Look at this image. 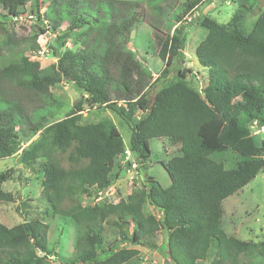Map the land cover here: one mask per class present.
Wrapping results in <instances>:
<instances>
[{
    "label": "trees",
    "instance_id": "trees-1",
    "mask_svg": "<svg viewBox=\"0 0 264 264\" xmlns=\"http://www.w3.org/2000/svg\"><path fill=\"white\" fill-rule=\"evenodd\" d=\"M28 1L0 0V9L10 2V15L22 16ZM46 1L42 14L39 0L30 4L35 25L46 27L48 22L54 32L67 24L51 40V59L44 66L31 60L26 51L35 50L36 35L27 38L15 29L5 48L15 53L18 40L29 39L26 46L8 60L1 58L0 48V100L7 103L0 107V159L20 153L21 162L37 163L44 175L40 199L53 215L77 226L71 255L54 252L60 264L131 263L139 250L124 246L155 249L161 230L172 264H198L209 251V264H254L255 258L264 257V239L245 241L220 227L222 201L264 173V139L256 144L249 126L255 122L264 130V9L249 29L243 18L252 4L241 1L227 23L204 14L198 27L205 35L194 47L203 72L180 66L174 77H169V67L178 59L185 63L182 28L170 22L166 29L171 32H163L152 25L163 33L156 35L155 52L164 63L153 79L129 46L132 28L145 15L143 3ZM180 1L145 0V4L156 18L163 5H169L171 21L181 20L205 0H183L179 15ZM0 17L10 16L0 13ZM67 40L72 46L65 45ZM62 82L80 88V98L64 117L44 122L57 102L52 88ZM155 84L149 99L147 90ZM84 105L114 111L130 130L127 146L109 119L86 121ZM30 132L39 136L22 148L20 137ZM154 138L180 142L179 153L162 162L170 181L165 188L145 173L142 164L151 153L148 141ZM125 150L142 164L145 181L117 202L86 203L109 187L115 159ZM228 150L236 156L232 167L211 157ZM12 175L13 168L0 173V202L14 201L13 193L1 186ZM147 206L156 213L145 210ZM106 228H111L112 239L107 240ZM47 229L37 219L12 226L0 222V264H49Z\"/></svg>",
    "mask_w": 264,
    "mask_h": 264
},
{
    "label": "rangeland",
    "instance_id": "rangeland-1",
    "mask_svg": "<svg viewBox=\"0 0 264 264\" xmlns=\"http://www.w3.org/2000/svg\"><path fill=\"white\" fill-rule=\"evenodd\" d=\"M143 3L144 16L135 24L130 33L129 46L137 52L138 57L146 63L153 79L156 77L164 66L156 54V35L162 37L163 33L155 30L158 27L163 32H171L172 29H166L170 22L181 27V37L184 40V49L182 50L185 63L180 64V60H175L173 65L169 67V77H174L177 67H190L193 73L201 72L202 67L197 63L194 57L195 44L205 35L203 29L198 27V23L202 16H211L219 23H227L238 8L241 1L248 6L252 4V9L245 12L243 25L249 29L259 12L264 9V0H205L199 4L194 10L183 14V0L176 5L177 14L181 15V20H171L169 17L173 15L169 5H163L161 14L158 18L151 12L145 4V0H135ZM33 0H29L25 9L27 13L22 16H12V4L10 2L3 3L0 9L1 14H8L9 19L3 20L0 17V48L3 59L8 60L12 55L26 46L18 40L15 44V53L11 54V50L5 48L8 34L14 29L21 36L36 35L35 50H27L26 54L31 60L38 61L42 66L51 59L50 44L55 35H60L66 28V22H63L54 32L46 27L38 28L34 22L35 13L30 11V4ZM39 13L42 14L47 4L46 0H39ZM162 4V3H161ZM156 10H153L155 12ZM244 12V9H243ZM151 23V24H150ZM38 24V23H36ZM167 24V25H166ZM35 25V26H34ZM66 46H72L70 41H66ZM203 72V71H202ZM192 86H195V80L189 78ZM158 87L155 84L147 90L148 98L151 99ZM52 93L57 102L45 116L44 122H50L64 117L66 111L71 108L80 98L81 89L75 84L62 82L52 88ZM4 100H0V107L6 106ZM83 115L86 121H98L100 119H109L118 129L124 144L127 146L130 130L126 123L112 110L105 107L88 108L84 105ZM252 137L256 144L264 139V130L258 127L255 122L249 124ZM38 133H28L20 137L21 147H25L38 138ZM148 147L151 151L150 156L142 164L146 167L145 173L154 178L156 183L162 188L170 184L169 177L162 165L171 155L179 153L180 142L170 139H150ZM226 152H214L213 160L222 161L226 167H232L235 164L236 156ZM135 155L124 154L119 155L115 159V164L111 172V183L109 187L98 193V197L86 199V203L96 202L98 200L108 202H117L121 198H125L130 193L135 184L145 181L142 170V164H137ZM8 168H13V175L10 179L1 184L2 189L10 191L14 195L12 202H0V222L7 226L15 225L23 219L41 220L48 225L47 241L50 253L48 255L49 264H60L59 256H70L73 251L74 240L77 233V226L72 220L62 219L57 215H53L49 206L44 200L40 199L41 179L44 176L40 171L37 163L27 165L20 161V153L13 156L0 159V173ZM222 217L220 222L221 229L228 235H233L245 241H259L264 239V173L259 172L253 179L242 187L238 192L225 198L222 203ZM148 212L156 213L152 207L147 206ZM111 228L105 229L107 240L112 239ZM155 249L146 246H137L126 244L124 247H135L139 250V255L128 264H172L168 258L166 249V233L164 230L159 231L154 240ZM120 246V244H118ZM102 250V247L99 248ZM210 251L204 260L198 264H209ZM254 264H264V257L255 258Z\"/></svg>",
    "mask_w": 264,
    "mask_h": 264
},
{
    "label": "built area",
    "instance_id": "built-area-1",
    "mask_svg": "<svg viewBox=\"0 0 264 264\" xmlns=\"http://www.w3.org/2000/svg\"><path fill=\"white\" fill-rule=\"evenodd\" d=\"M128 154H131L129 150L124 151V155L127 156ZM38 255H43L40 251H38Z\"/></svg>",
    "mask_w": 264,
    "mask_h": 264
}]
</instances>
